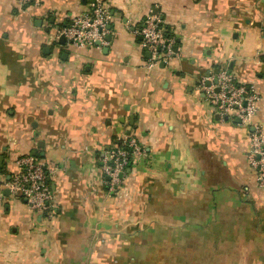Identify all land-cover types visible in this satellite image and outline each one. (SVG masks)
Returning a JSON list of instances; mask_svg holds the SVG:
<instances>
[{
    "label": "crops",
    "instance_id": "obj_1",
    "mask_svg": "<svg viewBox=\"0 0 264 264\" xmlns=\"http://www.w3.org/2000/svg\"><path fill=\"white\" fill-rule=\"evenodd\" d=\"M95 1L107 45L60 43ZM157 15L171 54L148 65L138 34ZM226 71L260 96L250 124L220 120L200 82ZM264 128V0H0V185L36 158L50 216L0 188V264H264V189L247 161ZM141 153L108 190L104 152Z\"/></svg>",
    "mask_w": 264,
    "mask_h": 264
},
{
    "label": "built area",
    "instance_id": "obj_2",
    "mask_svg": "<svg viewBox=\"0 0 264 264\" xmlns=\"http://www.w3.org/2000/svg\"><path fill=\"white\" fill-rule=\"evenodd\" d=\"M18 2L27 6L33 0ZM109 21L108 8L95 1L87 11L73 15L57 33L64 37L68 45L99 48L108 44L106 37L109 34ZM165 32L162 20L153 13L143 20L139 28L141 48L150 56L149 66L166 59L172 52ZM200 89L205 101L214 108L220 120L238 119L241 124L248 125L256 114L260 100L258 93L248 84L236 81L226 71L208 72L200 82ZM252 127L247 161L254 169L257 186L264 189V128L256 124ZM117 141L119 145L104 152L100 167L103 182L111 191L118 188L125 170L141 153L140 146L131 135H123ZM16 163L20 171L3 181L0 188L7 189L12 197L23 199L31 212L50 216L55 206L47 170L33 156L22 157Z\"/></svg>",
    "mask_w": 264,
    "mask_h": 264
},
{
    "label": "water",
    "instance_id": "obj_3",
    "mask_svg": "<svg viewBox=\"0 0 264 264\" xmlns=\"http://www.w3.org/2000/svg\"><path fill=\"white\" fill-rule=\"evenodd\" d=\"M63 38H64V37H62V36L60 37V40H59L60 43H64ZM110 39H111L110 36H107V37H106V41L109 42ZM96 45H98V43H97ZM147 57H150V56H149V53H147ZM235 122H236V123H240V121H239L238 119H235ZM5 193L8 194V193H9L8 190H6Z\"/></svg>",
    "mask_w": 264,
    "mask_h": 264
},
{
    "label": "trees",
    "instance_id": "obj_4",
    "mask_svg": "<svg viewBox=\"0 0 264 264\" xmlns=\"http://www.w3.org/2000/svg\"><path fill=\"white\" fill-rule=\"evenodd\" d=\"M165 29H166V32H165V36H166V38H168L169 39V37H170V35H169V32H168V28L165 26ZM116 144H115V146L116 145H119V142L117 141V142H115Z\"/></svg>",
    "mask_w": 264,
    "mask_h": 264
}]
</instances>
